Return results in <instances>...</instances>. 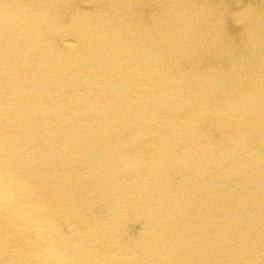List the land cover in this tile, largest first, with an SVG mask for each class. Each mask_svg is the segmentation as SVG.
Returning <instances> with one entry per match:
<instances>
[{
    "label": "bare ground",
    "instance_id": "1",
    "mask_svg": "<svg viewBox=\"0 0 264 264\" xmlns=\"http://www.w3.org/2000/svg\"><path fill=\"white\" fill-rule=\"evenodd\" d=\"M0 264H264V0H0Z\"/></svg>",
    "mask_w": 264,
    "mask_h": 264
}]
</instances>
